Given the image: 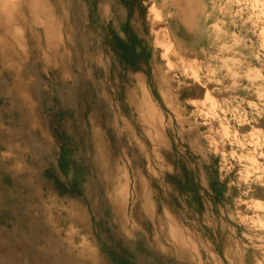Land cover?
Listing matches in <instances>:
<instances>
[{"label":"rangeland","instance_id":"374dc122","mask_svg":"<svg viewBox=\"0 0 264 264\" xmlns=\"http://www.w3.org/2000/svg\"><path fill=\"white\" fill-rule=\"evenodd\" d=\"M126 1L0 0V264H264V0Z\"/></svg>","mask_w":264,"mask_h":264},{"label":"trees","instance_id":"16d2710c","mask_svg":"<svg viewBox=\"0 0 264 264\" xmlns=\"http://www.w3.org/2000/svg\"><path fill=\"white\" fill-rule=\"evenodd\" d=\"M126 4H128V6H131V8L135 5H138L139 4V0H127L126 1ZM132 35H133V38L135 37V33L133 31H131ZM136 37L135 39L133 40L134 41V44L133 42L130 43V45H132V49L135 50L136 49V46L141 48V46L137 45L136 44ZM141 45V44H140ZM115 51H117V53H120L122 54V59L126 62V65L128 66V68H131L132 70H140L141 69V65H140V59L143 58L145 59V56H144V53L143 51H141V54L140 56H138L136 59V56H131V53L134 54V51L132 52L131 50H128L125 45L122 43L120 45H116L115 46ZM144 48V47H143ZM63 157V155H62ZM62 161V160H61ZM60 161V162H61Z\"/></svg>","mask_w":264,"mask_h":264},{"label":"crops","instance_id":"0c3cea01","mask_svg":"<svg viewBox=\"0 0 264 264\" xmlns=\"http://www.w3.org/2000/svg\"><path fill=\"white\" fill-rule=\"evenodd\" d=\"M143 2H144V0H139V4L138 5H135V6H133L132 8H131V6H128V12H129V17H134V18H138L139 17V15H140V9L142 8V5H143ZM132 23H130V25L128 26V30H130V31H133V30H135L134 29V27H133V25H131ZM62 154V153H61ZM60 153H59V156H58V159L60 160L61 159V155ZM1 159V158H0ZM2 189V173H1V171H0V190Z\"/></svg>","mask_w":264,"mask_h":264},{"label":"bare ground","instance_id":"6f19581e","mask_svg":"<svg viewBox=\"0 0 264 264\" xmlns=\"http://www.w3.org/2000/svg\"><path fill=\"white\" fill-rule=\"evenodd\" d=\"M150 10H151V12H152V14H153V12H157V10L155 9V8H153L152 7V5H151V7L149 8ZM155 10V11H154ZM150 13V12H149ZM154 15V17H156L155 15H157V14H153ZM156 19V18H155ZM154 20V19H153ZM158 23V22H157ZM152 24H154V23H152ZM154 25H156V24H154ZM153 26V25H152ZM174 27H177V26H174ZM166 31V30H165ZM153 32V31H152ZM160 34L161 33H159V31L157 30V32H155L154 31V38L157 40L159 37H160ZM164 34V33H163ZM168 44V43H167ZM172 49V48H171ZM170 51V50H169ZM176 51V50H175ZM24 53V52H23ZM152 54V53H151ZM175 54V53H174ZM177 57V56H176ZM175 61H176V59H175ZM173 62V61H172ZM184 63V62H183ZM169 67V66H168ZM171 67V66H170ZM225 118V117H224ZM36 125V124H35ZM222 126H224V125H222ZM221 126V127H222ZM169 220V219H168ZM173 226V225H172ZM28 230V229H27Z\"/></svg>","mask_w":264,"mask_h":264}]
</instances>
